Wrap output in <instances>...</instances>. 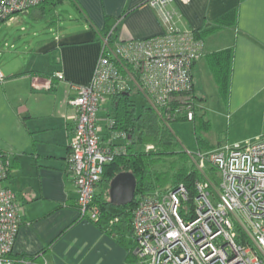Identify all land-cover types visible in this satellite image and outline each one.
<instances>
[{"label": "crops", "instance_id": "0c3cea01", "mask_svg": "<svg viewBox=\"0 0 264 264\" xmlns=\"http://www.w3.org/2000/svg\"><path fill=\"white\" fill-rule=\"evenodd\" d=\"M69 9L76 13L67 14L73 27L61 30L59 22L66 19L62 12ZM169 9L175 12L179 29L193 32L204 42V54L192 68L198 97L194 121L198 123L201 116L209 125L204 126L206 130H211L214 119L225 122L230 134L234 127L260 123L261 128L246 135L235 129L231 142L264 137V0H172ZM231 11L237 13L235 22L216 27ZM55 12V18H45L51 19L50 30L55 32V26L56 33L39 42L28 66L20 71L0 67L4 77L0 81V150L12 159L11 175L3 185L16 192L23 206L12 258L36 264H133L129 260L137 262V257L131 229L120 232L115 225L109 229L107 222L99 224L79 215L69 163L77 110L69 101L77 96L79 86L90 82L107 30H114L115 39L126 41L161 35L165 27L148 0H59ZM28 14L42 19L36 11ZM225 49L233 51L226 98L219 93L208 58ZM57 71L63 79L54 76ZM206 88L214 90L215 105L209 102ZM111 100L99 110L97 121L105 146L112 139L107 114ZM114 141L120 144L125 139ZM223 145L229 143L215 145L208 140L203 152ZM16 183L18 189L13 186ZM102 184L97 193H102Z\"/></svg>", "mask_w": 264, "mask_h": 264}, {"label": "built area", "instance_id": "2783aa9c", "mask_svg": "<svg viewBox=\"0 0 264 264\" xmlns=\"http://www.w3.org/2000/svg\"><path fill=\"white\" fill-rule=\"evenodd\" d=\"M42 1L0 0V23ZM171 3L148 0L164 24L161 35L126 41L103 35L90 82L69 101L77 110L69 163L81 218L100 220L95 197L105 165L123 153L114 140L125 137L112 134L109 144H102L97 121L104 104L119 92L137 91L166 119L194 120L192 68L204 54V42L177 27ZM54 76L64 78L61 71ZM194 154L195 168L214 169L217 180L208 173L195 180L192 198L183 183L141 195L133 213V253L141 264H264V137ZM10 174L11 157L0 152V264H36L12 258L23 206L15 191L2 185ZM117 222L119 217L111 218L107 227Z\"/></svg>", "mask_w": 264, "mask_h": 264}, {"label": "trees", "instance_id": "16d2710c", "mask_svg": "<svg viewBox=\"0 0 264 264\" xmlns=\"http://www.w3.org/2000/svg\"><path fill=\"white\" fill-rule=\"evenodd\" d=\"M58 1L59 0H43L40 4L24 12L36 11L38 12L39 18H45L47 16L55 18L56 12L54 13V11L57 8ZM20 13L23 12H18L16 15H19ZM236 16L237 13L235 11L223 15L217 21L216 27L227 24L232 25L236 20ZM105 34H109L113 40L115 39L114 30L109 29ZM232 53V49H225L212 53L208 57L219 93L225 98L228 96L230 87V74L233 58ZM191 95L193 98H198L194 93V89L191 92ZM172 105L174 108V106L179 104L173 103ZM196 112L197 111L195 110L194 120L197 115ZM107 114L109 119H113L114 121L113 125H108L109 132L111 134H118L120 137H125V142L118 143L123 147V153L117 155L114 161L105 165L100 183H103L102 185H104V189L102 193H97L95 197L101 207V218L96 223H106L111 218L119 217V222H117L115 226L120 229V232L126 231V229H131L132 231L134 208L139 197L156 189L154 179H164V184L168 183L169 177H162L161 173L154 174L151 168L160 156L176 152L174 147L177 144V141L176 136L170 127V122L187 119L185 116H176L173 117L174 119H166L150 104L143 105L141 110L137 111L136 101L133 98L131 90L128 92L117 93L111 100V105ZM200 117L199 125L201 124L202 127L206 126L205 128H208L209 125H206L205 121ZM139 145L140 148H138ZM0 152L2 153L4 151L0 150ZM123 171H130L135 175L137 180L136 197L133 203L115 205L110 201L109 197L110 181L114 176ZM214 174L215 173L212 172V175H210L214 176ZM198 177H200V173H198L194 165L183 166L173 175L171 186L180 183L185 184L189 188L190 198H192L195 194L194 183ZM131 254L132 252L130 249L129 258L131 257Z\"/></svg>", "mask_w": 264, "mask_h": 264}, {"label": "rangeland", "instance_id": "374dc122", "mask_svg": "<svg viewBox=\"0 0 264 264\" xmlns=\"http://www.w3.org/2000/svg\"><path fill=\"white\" fill-rule=\"evenodd\" d=\"M63 9H66L65 7ZM63 17L66 19L61 20V30L65 28H72L73 23L67 19L69 14L73 16L76 15L75 11H71L69 9V13L66 11L62 12ZM68 14V15H67ZM49 18H42L35 20L28 12L20 13L16 15L14 19H6L5 21L0 23V67L4 70L5 67L8 69L14 70H24L25 66L29 61H32L35 56L36 52L35 49L38 47L39 42L52 39L54 33H56V27L52 26L55 32L50 30V23ZM71 23V25H70ZM44 56V55H42ZM4 80V79H3ZM133 98L136 101V109L140 111L142 106L145 104H149L147 97L142 94L138 93L137 91H133ZM206 94L208 97L209 102L212 105H215V102L218 100L215 98L214 90L206 88ZM214 96V97H213ZM203 113V112H202ZM99 114V113H98ZM101 114V112H100ZM99 118V116H98ZM101 120H106L105 118H101ZM221 121L213 120V125L211 130L207 131L204 127L199 125L195 121L189 120H175L170 122V127L176 136L177 144L175 145V153L172 154H165L160 156L158 160L155 161L154 165L152 166V171L154 174L161 173L162 177L167 176L169 177L168 183L164 184V179H154V183L156 185L155 190H165L170 187L172 184L173 175L180 170L183 166H195V159L194 153L198 152V149L201 148L202 151H205L207 141L214 142L215 145L218 144H235L233 141L231 142L232 136L235 134V129H237L240 133H248L254 131L256 128H261L260 123H256L254 125L244 126L242 129L238 127H234L231 129V134L229 133L228 129L226 128V123L224 124ZM100 125L104 126L103 121L100 122ZM263 130H264V119H263ZM118 140L120 138H117ZM202 141V142H199ZM241 143V142H238ZM225 146V145H223ZM140 148V145L138 146ZM191 153V154H190ZM198 171V170H197ZM200 173V177L197 179H204L203 177H207L205 173L212 175V172L215 173L214 176H210L211 178L217 180V173L215 170L206 169L205 171ZM216 177V178H215ZM196 179V180H197ZM3 185V182H2ZM16 189L17 183L13 185ZM152 192V191H151ZM108 223V222H107ZM126 241L130 242V235L126 234ZM133 264H141L140 260L137 258L136 261H131Z\"/></svg>", "mask_w": 264, "mask_h": 264}, {"label": "water", "instance_id": "95a60500", "mask_svg": "<svg viewBox=\"0 0 264 264\" xmlns=\"http://www.w3.org/2000/svg\"><path fill=\"white\" fill-rule=\"evenodd\" d=\"M137 180L130 171L118 173L110 181L109 197L115 205H126L133 203L136 197Z\"/></svg>", "mask_w": 264, "mask_h": 264}]
</instances>
